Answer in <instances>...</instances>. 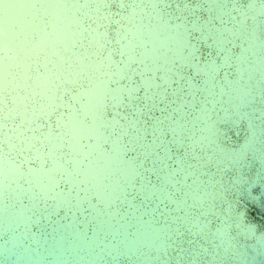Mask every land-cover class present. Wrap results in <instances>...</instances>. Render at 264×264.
I'll use <instances>...</instances> for the list:
<instances>
[{"label": "water", "instance_id": "water-1", "mask_svg": "<svg viewBox=\"0 0 264 264\" xmlns=\"http://www.w3.org/2000/svg\"><path fill=\"white\" fill-rule=\"evenodd\" d=\"M89 2L104 94L79 145L29 129L50 180L0 188V264H264V0Z\"/></svg>", "mask_w": 264, "mask_h": 264}, {"label": "clouds", "instance_id": "clouds-1", "mask_svg": "<svg viewBox=\"0 0 264 264\" xmlns=\"http://www.w3.org/2000/svg\"><path fill=\"white\" fill-rule=\"evenodd\" d=\"M17 2L0 0V188L25 168L46 188L48 170L32 167L25 150L33 144L29 129L58 113L60 131L46 139L79 145L81 117L91 116L103 96L109 66L88 25L94 15L89 0H19L27 7L13 14ZM74 159L93 178L94 155L78 147Z\"/></svg>", "mask_w": 264, "mask_h": 264}]
</instances>
